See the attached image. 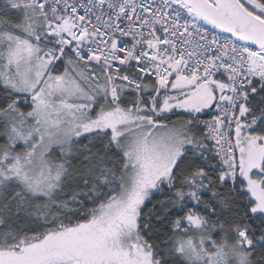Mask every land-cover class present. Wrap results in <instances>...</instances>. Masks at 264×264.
<instances>
[{
  "label": "snow or ice",
  "instance_id": "obj_1",
  "mask_svg": "<svg viewBox=\"0 0 264 264\" xmlns=\"http://www.w3.org/2000/svg\"><path fill=\"white\" fill-rule=\"evenodd\" d=\"M0 264H264V0H0Z\"/></svg>",
  "mask_w": 264,
  "mask_h": 264
}]
</instances>
